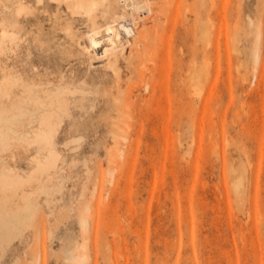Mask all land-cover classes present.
Listing matches in <instances>:
<instances>
[{"label": "rangeland", "instance_id": "1", "mask_svg": "<svg viewBox=\"0 0 264 264\" xmlns=\"http://www.w3.org/2000/svg\"><path fill=\"white\" fill-rule=\"evenodd\" d=\"M77 1L0 0V78L68 97L55 167L0 158L36 204L0 264H264V0H110L112 51L106 0Z\"/></svg>", "mask_w": 264, "mask_h": 264}, {"label": "bare ground", "instance_id": "2", "mask_svg": "<svg viewBox=\"0 0 264 264\" xmlns=\"http://www.w3.org/2000/svg\"><path fill=\"white\" fill-rule=\"evenodd\" d=\"M77 5L90 14L96 1L92 0L89 4H85L82 0H78ZM142 7L145 6L133 3L132 10ZM123 10L119 12L117 6L106 0L103 14L112 17V23L107 25L109 34L107 38L111 44L106 48L107 51L114 50L117 38L121 40V27L117 26L118 24L129 35L133 32V27L120 22L127 16L126 6ZM97 34L98 31L90 34L95 45L100 42ZM40 90L35 82L27 81L15 74H4L0 78V158L7 152L14 157L15 146L37 143L48 149L44 158L35 156L37 170L42 172L57 165L59 155L54 148V137L60 123L57 106H66L68 97L66 90L59 86L50 95V105H48ZM18 171L7 165L5 161L0 162V251L4 241L15 235H24L34 220L36 204L31 197L34 191L30 188L32 179L29 175H23L21 170L22 174ZM81 223L87 229L88 218L84 217Z\"/></svg>", "mask_w": 264, "mask_h": 264}]
</instances>
